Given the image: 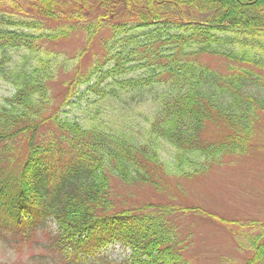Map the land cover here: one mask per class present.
<instances>
[{"label": "trees", "instance_id": "trees-1", "mask_svg": "<svg viewBox=\"0 0 264 264\" xmlns=\"http://www.w3.org/2000/svg\"><path fill=\"white\" fill-rule=\"evenodd\" d=\"M73 35L75 51L52 44ZM0 79V238L45 231L54 264L116 242L131 252L102 264H193L188 208L120 195L250 155L264 0H0ZM245 235L264 264V236Z\"/></svg>", "mask_w": 264, "mask_h": 264}, {"label": "rangeland", "instance_id": "rangeland-1", "mask_svg": "<svg viewBox=\"0 0 264 264\" xmlns=\"http://www.w3.org/2000/svg\"><path fill=\"white\" fill-rule=\"evenodd\" d=\"M52 44L69 52L80 48L82 41L73 35ZM207 58L211 64L221 63L219 56ZM11 92L12 88L0 80V101ZM114 191L119 194L116 188ZM148 193L178 207L188 206V210L180 212V218L186 253L194 264H244L249 256L255 255L245 234L257 231L254 221L264 220V116L255 123L250 155L230 157L211 171L198 173L191 179L173 180L159 191L148 186L131 197L119 195L135 204L145 200ZM48 237L40 231L26 246L15 243L9 248L0 241V264H52V254L39 244V241L47 243ZM107 253L109 259L122 256L120 248L109 247Z\"/></svg>", "mask_w": 264, "mask_h": 264}]
</instances>
